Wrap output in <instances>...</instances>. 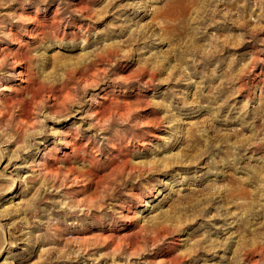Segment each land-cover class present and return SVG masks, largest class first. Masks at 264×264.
Listing matches in <instances>:
<instances>
[{"label": "rangeland", "instance_id": "374dc122", "mask_svg": "<svg viewBox=\"0 0 264 264\" xmlns=\"http://www.w3.org/2000/svg\"><path fill=\"white\" fill-rule=\"evenodd\" d=\"M0 60V264H264V0H0Z\"/></svg>", "mask_w": 264, "mask_h": 264}, {"label": "bare ground", "instance_id": "6f19581e", "mask_svg": "<svg viewBox=\"0 0 264 264\" xmlns=\"http://www.w3.org/2000/svg\"><path fill=\"white\" fill-rule=\"evenodd\" d=\"M1 61V60H0ZM228 178V177H227Z\"/></svg>", "mask_w": 264, "mask_h": 264}]
</instances>
